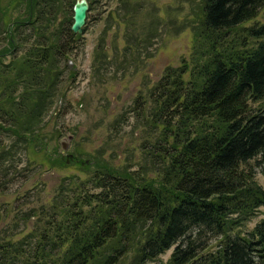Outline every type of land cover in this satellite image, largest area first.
<instances>
[{"label": "trees", "instance_id": "16d2710c", "mask_svg": "<svg viewBox=\"0 0 264 264\" xmlns=\"http://www.w3.org/2000/svg\"><path fill=\"white\" fill-rule=\"evenodd\" d=\"M74 1L22 0L24 18L8 21L11 0L0 5V195L17 176L18 152L40 156V166L62 165L41 156V139L60 88L58 64L79 37L64 14ZM188 1V57L164 68L109 125L115 130L133 113L139 157L129 148L109 158L98 150L75 165L83 177H62L44 202L6 209L0 264H144L171 247L168 264H264V217L244 235L233 232L264 207L254 180L255 169L264 177V24L239 31L264 0ZM117 2L134 24L138 8ZM156 24L144 33L149 47ZM137 27L124 35L122 59L112 55L123 69L143 43ZM98 52L94 65H108Z\"/></svg>", "mask_w": 264, "mask_h": 264}, {"label": "rangeland", "instance_id": "374dc122", "mask_svg": "<svg viewBox=\"0 0 264 264\" xmlns=\"http://www.w3.org/2000/svg\"><path fill=\"white\" fill-rule=\"evenodd\" d=\"M4 1L0 0V5ZM86 1L88 10L82 32L72 44L67 60L58 64L61 71L60 88L58 87V95L43 119L46 124L43 132L48 134L41 139V144H45L41 156L44 159L49 157V161H62V165L60 168H50L44 164L40 166V156L33 158L28 151L23 154L18 152L13 157L17 176L12 177L13 180L1 190L0 219L4 217L6 209L17 206L25 209L44 202L62 177H83L75 165L79 162L91 163L98 150L105 149L103 156L109 158L119 154L124 148H129L133 149L132 155L138 158L139 127L133 113L125 114L126 122L115 130L109 125L131 107L138 92L149 88L161 76L164 68H175L182 59L188 57L191 25L195 19L192 14L194 6L188 0H130L132 6L138 8L134 24L128 21L130 11L123 10L117 0ZM24 14L22 0H11L6 21L23 19ZM64 14L71 17V9L69 12V7L64 8ZM153 21L157 22L156 34L149 47L144 41V33ZM262 24L264 7L255 17L243 23L239 31L242 34L243 29ZM136 26L137 32L144 30L139 38L143 43L139 44L138 54L136 53L138 57L130 50L132 55H127L126 58L130 62L123 69L116 61H112V55L116 49L117 60L122 59L119 53L125 46L124 35ZM100 46L110 59L108 65L93 63ZM8 59L6 56L4 61L7 62ZM70 72H74L73 75H69ZM259 105H264V99ZM54 129L58 131V135L51 139L49 132ZM11 139L8 137L7 141ZM121 158H124V152ZM254 180L264 191V177L258 169H255ZM263 217L264 207H259L251 218L233 232L244 235ZM1 226L0 220V228ZM216 242V238H210L207 243L214 246ZM172 249L173 247L144 264H168Z\"/></svg>", "mask_w": 264, "mask_h": 264}, {"label": "water", "instance_id": "95a60500", "mask_svg": "<svg viewBox=\"0 0 264 264\" xmlns=\"http://www.w3.org/2000/svg\"><path fill=\"white\" fill-rule=\"evenodd\" d=\"M88 3L86 0H75L71 6V24L69 29L71 33L79 35L82 32V26L85 22ZM64 148V146H62Z\"/></svg>", "mask_w": 264, "mask_h": 264}]
</instances>
